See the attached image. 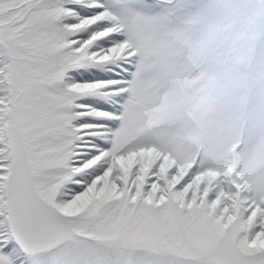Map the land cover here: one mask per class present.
I'll return each instance as SVG.
<instances>
[{
    "label": "snow or ice",
    "instance_id": "6c2138e0",
    "mask_svg": "<svg viewBox=\"0 0 264 264\" xmlns=\"http://www.w3.org/2000/svg\"><path fill=\"white\" fill-rule=\"evenodd\" d=\"M0 264H264V0H0Z\"/></svg>",
    "mask_w": 264,
    "mask_h": 264
}]
</instances>
